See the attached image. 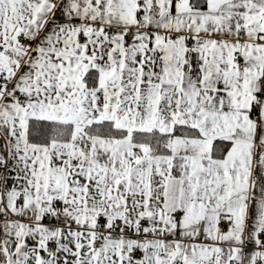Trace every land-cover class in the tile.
<instances>
[{
    "label": "snow or ice",
    "instance_id": "snow-or-ice-1",
    "mask_svg": "<svg viewBox=\"0 0 264 264\" xmlns=\"http://www.w3.org/2000/svg\"><path fill=\"white\" fill-rule=\"evenodd\" d=\"M0 264H264V0H0Z\"/></svg>",
    "mask_w": 264,
    "mask_h": 264
}]
</instances>
